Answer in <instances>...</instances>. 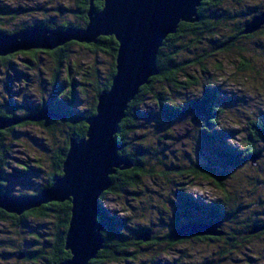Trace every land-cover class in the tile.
<instances>
[{
  "label": "trees",
  "instance_id": "trees-1",
  "mask_svg": "<svg viewBox=\"0 0 264 264\" xmlns=\"http://www.w3.org/2000/svg\"><path fill=\"white\" fill-rule=\"evenodd\" d=\"M21 1V4L10 7L5 1L0 0V27L4 28V30L0 28L1 31L7 34H16L31 28H47L55 31L57 28H84L88 23L87 13L90 9V0ZM232 1L240 6L245 3V8L231 14L225 7L229 0L203 2L198 9L200 21L194 24H180L176 34L170 35L163 42L157 55L159 74L140 88L135 99L129 104L125 112L126 117L118 125L115 135L116 144L119 146L118 154L131 163V168L117 170L111 176L112 186L108 192L101 196L100 204L106 195L116 196L122 193L127 194V196L123 195L124 197H137L144 180L156 176L159 181V189L166 190L164 200L165 204H168L171 219H167V222L160 218L158 224L160 223L164 229L163 232H158L147 221L137 223L138 226L133 227L134 220L132 222V218L134 216H127L126 211L123 217H119L109 215L102 210L97 221L103 227L101 235L104 239V248L89 264H119L122 261L127 264L132 260L136 261L143 249L150 251L145 253L154 252L158 256V254H164L163 252L173 250L185 242L194 241L207 244L220 241L222 236L173 238L172 235L188 221L216 224L228 220L232 226L237 225L233 228L231 226L230 233L220 230L225 235H223L226 241L225 245H219L218 249L213 250L214 257L198 259L197 264H219L217 257L220 256L219 258L223 260L224 256L234 250H252L251 240L264 237V211L259 208L256 211L253 209L257 203H262V199L259 198V195L252 196V198L245 195L244 191H239L246 185L252 192V188L263 184L259 178L258 168L261 166V169H264V114L253 113L254 120L247 123L246 144L234 146L231 138L236 139L239 133L235 134V132L220 128L221 117L231 99L225 98L226 103H223L221 87L207 83H203L199 87L201 95H196L197 88L192 87L198 81L189 73L190 68L203 65V61L212 56L208 54L209 51H212L213 54L225 55L231 54L233 51H240L241 53L238 54L245 57L244 52L258 51L255 48L245 47L246 44H250L257 46L261 51L257 52L258 56L264 58V43L261 42V40L264 41V27L254 34L243 35L245 25L264 11V0ZM256 1L259 2L256 3ZM93 7L101 10L103 3L97 0L93 3ZM8 15H14V18L18 16V19L13 20L9 16V19L6 20L5 16ZM11 19L12 26L10 23L7 25L9 30L1 24V21L8 22ZM227 23H233L232 34L220 40L216 31ZM200 34L207 36L208 49H203L200 55L195 52L192 54L194 56L190 57L189 48L201 43ZM73 46L83 47L95 56L108 55L112 60L111 68L103 82L97 78L96 71L87 73L88 75L94 73L95 80H98L94 89V103L84 110L71 109L72 104L77 100V91L70 76L74 67L70 56ZM117 47L113 37H100L97 44L86 45L71 42L53 51L32 50L0 58V61L7 67L9 65L10 68L16 69L14 57L22 55L26 66L23 67L26 70L32 66L37 68V75L41 80L46 72V65L49 63L47 71L51 72L49 83L54 93L49 104H45V100H42L39 101L38 106H30L25 101L31 94H25L23 101L14 100L13 92L9 86H5L4 91L0 90V117L14 118L19 121L0 131V190L3 193L11 197L37 196L43 189L50 187L56 178L62 176L63 163L70 147V141L72 139L80 141L86 138L88 129L86 120L96 114L99 95L109 90L111 86L116 73ZM254 70L256 68L245 65L238 71L249 74L247 77L250 80H257L255 76H258L259 72L255 73ZM202 73L210 74L206 67ZM17 75L19 78L28 77L22 72H17ZM21 80L24 81L25 78H21ZM79 86L80 91H84L83 87L86 84H79ZM244 102L246 101L240 102L239 107ZM41 103L47 106L48 110L54 112L57 117L39 123L32 122L30 119L42 109L40 108ZM235 107L237 111V104ZM238 110L241 111L240 108ZM194 112L197 113L194 118L200 127L195 136L191 135L195 142L192 149L195 148V150H191L189 142H187L185 149H182L178 156L180 149L167 143L171 144V141H176L173 132L170 131V124L177 121L187 122V118L193 123L191 116L194 115ZM243 113H246L244 118L252 115L248 112ZM29 126L40 127L51 134L62 132L64 127L65 135L63 143L59 147L52 151L46 149L50 156V171L46 175L47 180L45 179L46 181L36 187L30 183L26 188L30 192H15L12 189L9 190L5 184L7 178L3 171L11 163L9 161L12 152L11 144L14 143L16 130ZM157 142H159L158 148H152V143ZM173 147L176 151L172 150ZM201 151L205 154L198 158L192 157ZM254 157L260 158V160L253 162L252 158ZM26 163L17 161L16 171L21 176H30L33 170L41 171L38 167L41 165L39 160H36V163L31 166L32 168L35 166L34 169ZM156 163L157 166H155ZM243 170L249 171L250 174L242 173ZM251 172L257 173L256 176ZM197 181L211 186L219 197L211 203L194 200L190 194L186 193V189H190ZM177 187L183 188L178 190ZM159 197L162 198V196ZM142 205L144 206H140L137 211L140 212L138 215L145 218L149 206ZM71 207L69 201L53 202L24 212L20 216L9 214L0 209V262L15 258L20 253L24 255L21 261L31 264H62L67 261L70 258V252L65 249V238L71 217ZM244 211L250 213L251 217H241L239 213ZM39 223H46L49 225V229L43 234L35 233L33 241H30L29 246H23L24 249L18 245L9 244V240L6 239L12 234V230L17 235L28 227H36L37 225L34 224ZM253 227L262 228V230L255 235H248ZM144 235H147V241L140 240ZM231 235L236 243L230 242ZM179 253L182 255L181 258H175L170 264H183V260L188 264L196 262L193 261L196 257L193 254V248L188 246ZM157 256L155 258H158ZM186 262L184 264H187ZM150 264L158 263L154 259Z\"/></svg>",
  "mask_w": 264,
  "mask_h": 264
},
{
  "label": "water",
  "instance_id": "water-1",
  "mask_svg": "<svg viewBox=\"0 0 264 264\" xmlns=\"http://www.w3.org/2000/svg\"><path fill=\"white\" fill-rule=\"evenodd\" d=\"M94 1L90 0L84 28H31L16 34L0 31V57L32 50L53 51L71 42L97 44L100 37H113L118 45L111 86L99 95L96 114L86 120V138L70 141L62 176L37 196L11 197L0 190V209L18 216L48 203H71L65 238L70 258L62 264H89L104 248L103 227L97 221L102 211L100 198L112 186L111 176L117 170L131 168V163L118 154V125L140 88L159 74L157 55L163 42L176 34L180 24L199 22L198 9L208 0H102L101 10L93 7ZM263 25L264 11L245 25L243 35L254 34ZM56 117L43 109L30 120L38 123ZM18 122L0 117V131ZM219 228L220 224L188 221L172 237H220L224 233ZM261 230L254 227L248 235ZM140 240L147 241V235ZM23 258V254L18 257Z\"/></svg>",
  "mask_w": 264,
  "mask_h": 264
},
{
  "label": "rangeland",
  "instance_id": "rangeland-1",
  "mask_svg": "<svg viewBox=\"0 0 264 264\" xmlns=\"http://www.w3.org/2000/svg\"><path fill=\"white\" fill-rule=\"evenodd\" d=\"M3 1H5L10 7H14L22 3L21 0H11V2L10 0ZM258 2L256 1V3ZM247 5H249V3H247ZM225 7L232 14L236 10L244 9L245 3L240 6L234 3L232 0H229V3L226 4ZM9 16L13 20L18 19V16L14 18V15H8L5 16L6 18H4L8 20ZM12 19L8 22L1 21V24L5 25L6 29L10 30L7 25H9L10 23V25L12 26ZM263 27L264 25L262 26V28ZM0 28L4 30V28ZM232 28L233 23H227L225 26L222 25L216 31V34L219 35L218 38L222 40V38L230 36L232 34ZM199 37L201 38V43L199 45H193L189 48L190 57L194 56L192 54H194L195 52L200 55L202 54L203 49H208V43L206 40L207 36L200 34ZM261 42L264 43L263 40H261ZM245 47L255 48L258 50L257 52H261L257 46L246 44ZM257 52H244L245 57H242L238 54L241 53L240 51H233L228 55L220 53L213 54L212 51H209L208 54L212 56L207 57L203 61V65H199L189 69V73L192 76L196 77V80L198 81L197 84L192 87L197 88L196 95H201V92H199V87H201L203 83H207L208 85L211 84L221 87V96L223 97V103H226V99H231L228 105H226V110L221 117L220 128L231 131L232 133L235 132V134L239 133L236 139L231 138L233 140L232 143L234 146H237V144H240V146L246 144L245 137L247 136V123L249 121H252V119L254 120L255 115H253V113L255 112L256 115L264 114V58L258 56L259 54ZM70 56L72 62H74L73 71L70 76L77 91V100L72 104L71 109L84 110L85 108H88L90 105H92V103H94V89L97 80L99 79L101 82L105 80V77L108 74L109 69L111 68L110 65L112 63V60L108 55L106 56L105 54H99L95 56L94 54L90 53L89 50L79 46L72 47ZM243 59H246L247 61H244ZM14 62L16 69L10 68L9 65L8 68L2 61H0V90L4 91L5 86H9L13 92L14 100L23 101L25 99V94H31V96L27 98V101H25V103L30 106H38L39 101L42 100H45V104H49L50 100L54 97L53 88L49 83V81L51 80V72L47 71L49 63H47V67L45 66L46 72L42 77L43 79L41 80L40 76L37 75V68L32 66V68L28 70L25 69L26 66L23 62L22 55L15 56ZM245 65H250L256 68L254 72H259V75L255 76L257 80H250L247 77L249 74L238 71L240 69H243V66ZM204 67H206L210 72L209 75H204L202 73V71H204ZM93 71H96V73L98 74L97 80H95V77L93 76L94 73L90 75L87 74ZM17 72H22L25 76L27 75L28 77H21L25 78V80L23 81L21 80V78H19ZM252 74L255 75L254 73ZM79 84H86V86L83 87L84 91H80ZM242 101L246 102H244L242 106L239 107V103ZM41 104V110H48L46 108L47 106H44L43 103ZM235 104H237V111ZM238 108H240L241 111L238 110ZM243 112L252 113V115L250 114L248 118H244L243 116H245L246 113ZM195 116H197L196 112H194V115L191 116V120L194 121L193 123H191L189 121V118H187V122L177 121L170 124V131L173 132L176 141H171V144L170 142L167 143L168 145L173 144L176 149H180L178 156H180L181 150L185 149L187 142H189L188 145L190 149L195 150V148L192 149L195 142L193 139L194 137H191V135L193 134L195 136L196 132H198L200 128L199 124H197V121L194 118ZM16 132L17 134L14 136L15 139L13 140L14 143L11 144L12 152L9 159L11 163H9V166L3 171L7 178V182H5V184L8 186L9 190L12 189L15 192H30V190L26 189L28 188L30 183L33 184V187H36L47 180L46 175L50 171V156L48 154L49 152L46 151V149H50L52 151L63 143V137L65 135L64 127L62 128V132H55L54 134H51V132L45 131L40 127L37 128L33 126L19 128L16 130ZM152 144V148L155 149L159 146V142ZM174 147L172 150L176 151ZM203 154H205V152L201 151L197 153L196 156L192 157L198 158ZM36 160H39L41 164L38 166L41 171L33 170L32 175L30 176H21L16 171L18 166L17 161L27 162L26 164L30 168H32L31 166L36 163ZM256 160L258 161L260 160V158H256L252 161L255 162ZM155 166H157V163L155 164ZM34 168L35 166H33L32 169ZM258 171L260 172L259 178L263 181V184L261 183L260 186H255V188H252V192L251 189H248V186L246 185H244L242 189H239V191H244L243 193L245 195L251 197H257V195H259V198L262 199V203H257V205L253 206V209L254 211H256L259 208L261 211H264V169H261L260 166L258 168ZM242 173L250 174L249 171L246 172L244 170L242 171ZM251 173L252 175H254L255 172ZM256 174L257 173H255V176ZM158 182V177L156 176L153 178H146L143 182V186H141V191L138 192L137 197H124L123 195L127 196V194L122 193L116 196L106 195L105 199H103L101 203V208L109 215L123 217L126 212L127 216L133 215V227L138 226L136 225L137 223H144L145 221H147L148 224L151 223L152 228H154L156 231L163 232L164 228L162 225H160V223L158 224V220L160 218H163V220L165 219L168 222L167 219H171V215H169L168 204L166 205L164 200V196H166L164 192H166V190L159 189ZM182 188L183 187H177L176 189L180 190ZM247 189L249 190L248 192ZM186 193L190 194V196H192L194 200L203 202L205 201L208 203H211L219 197L217 192L211 186L199 181L195 182L190 189H186ZM159 196H162V198ZM142 204H145V206L147 207L149 206L148 210H146L145 218L141 215H138L140 212L137 211L140 206H144ZM239 214L241 217H247L251 215L246 211ZM45 224L46 223L34 224L37 226L34 228L28 227L17 235L16 232L12 230V234L7 236L6 239L9 240V244L15 246L18 245L22 249H24L23 246H29L30 241H33L35 233L43 234L47 232V230L49 229V225ZM216 224H220V230H224L227 233H230L229 231L232 223H230L228 220H224ZM235 226L237 225L235 224ZM235 226H232V228ZM224 236L222 235L220 241L216 243L202 244L200 242L194 241H190L189 243L185 242L178 245L177 248H174L173 250L163 252L164 254L161 255L158 254V256L154 252L145 253L150 251L143 249L141 250L142 254L137 258L136 261L132 260L127 264H150L154 259L158 264H170L173 260H175V258H181L182 255L179 253V251L184 250V248L188 246L189 248H193V254L196 256L194 257L195 260H193L196 262H191V264H197L199 262L198 259L206 257L211 258L215 256V254H213V250L218 249L220 246H224L226 243ZM232 236L233 235H231L229 239L230 242L236 243ZM236 238L237 236L235 237V239ZM250 246L252 250H234L230 252V254L224 256L225 258L223 260L219 258L220 256L217 257L219 264H264V237H260L259 239H252ZM20 255L22 254L20 253L16 255L15 258H12L10 260L8 259L6 260V262H0V264H31L29 262L27 263L26 261L22 262V259H18ZM156 256L158 258H155ZM226 261H228L229 263ZM183 262L185 263L186 261L183 260ZM119 264H126V262L122 261Z\"/></svg>",
  "mask_w": 264,
  "mask_h": 264
},
{
  "label": "flooded vegetation",
  "instance_id": "flooded-vegetation-1",
  "mask_svg": "<svg viewBox=\"0 0 264 264\" xmlns=\"http://www.w3.org/2000/svg\"><path fill=\"white\" fill-rule=\"evenodd\" d=\"M95 1H97V0H95ZM95 1H94V2H95ZM100 1L104 4V2H103L102 0H100ZM96 10H97V9H96ZM0 31H1V30H0ZM2 32H3V31H2ZM4 33H5V32H4ZM6 34H7V33H6ZM5 57H6V56H5ZM0 58H1V57H0Z\"/></svg>",
  "mask_w": 264,
  "mask_h": 264
},
{
  "label": "bare ground",
  "instance_id": "bare-ground-1",
  "mask_svg": "<svg viewBox=\"0 0 264 264\" xmlns=\"http://www.w3.org/2000/svg\"><path fill=\"white\" fill-rule=\"evenodd\" d=\"M108 49V48H107ZM107 56V55H106ZM84 106V105H83ZM94 116V115H93ZM258 159V158H257Z\"/></svg>",
  "mask_w": 264,
  "mask_h": 264
}]
</instances>
